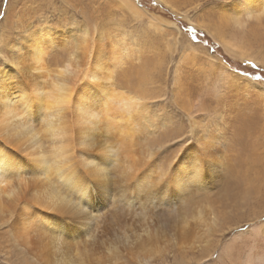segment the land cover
I'll use <instances>...</instances> for the list:
<instances>
[{"label": "bare ground", "instance_id": "6f19581e", "mask_svg": "<svg viewBox=\"0 0 264 264\" xmlns=\"http://www.w3.org/2000/svg\"><path fill=\"white\" fill-rule=\"evenodd\" d=\"M113 1L117 7L124 9L121 10L124 14L127 12L132 17L139 18L146 14L148 25L155 28L156 31L172 30L177 34L181 33L175 23L161 17H156L153 13L137 7L133 0ZM161 1L171 9L181 12V9H179V6L174 0ZM234 2L231 7L232 12H228V14L224 13L230 21V24H228L229 29L227 26H222L223 24L221 23V28L217 26V28L213 29V32L208 28V31L227 51L230 53L233 52L237 58L243 61L248 60L264 63V48L259 44L264 41L263 26L259 25L260 23L249 24L251 19L260 21L264 17V0H234ZM122 4L124 6H121ZM188 15L185 12V17ZM188 19L191 20L190 18ZM80 25L76 24V22H69V25H65L66 27L56 26L53 23L50 26H44L45 31L52 39L58 42L67 39L70 42V46L63 45L61 53L52 57L55 62L52 65L49 64L48 60L39 58H33L34 63L29 64L21 60L18 55L10 56L12 58L7 59L18 66L23 65L21 68L22 73L25 75L30 73L32 77L39 81L41 85L39 90L44 93L48 108L53 110L47 111L39 124H34L27 119L26 114L20 112L18 109L0 108V139L4 140L6 144H12L15 147L26 149L29 154H43L51 157L67 158L66 150L72 147L74 134L69 132L66 126L70 125L74 120H87L90 117L87 113L79 111L73 115L69 111L61 110L57 106H62L67 102L69 108H71L75 102L77 89L83 82L84 77L92 70L91 65L93 60L99 59L101 63H104L109 52L112 54L111 58L114 64L107 69V79L114 81L117 85H123V87L113 88L111 90L112 95L104 102V113L108 121V136L122 138H118L117 140H124L125 137L130 136L128 140L130 144L137 141L136 136L139 134L137 130L141 129L142 125L148 123V121H145L143 118L138 121L133 117L132 102H148L150 100L151 96H149V93L152 92V88L150 87L152 77L151 79H147L145 74L137 72V85L131 84V86H128L124 84L131 80L130 77L128 78L129 75L126 71H120L127 63L131 53L129 47L126 45L127 43H125L126 37L123 38L122 34L110 35L106 32H100L96 27H89L86 33L80 37V42L77 43L75 40H72L73 29ZM41 27V24H39L36 26V29ZM98 35L102 43H106L104 47L93 51V45ZM23 41L24 38L21 39V43ZM171 41L177 42L176 39H172ZM186 42V45L182 47L184 49L183 55L188 58L201 49L198 48L200 44L196 46L191 43L192 41ZM107 44H111V48ZM12 47L16 51H22L19 45H13ZM203 54L209 56L205 52V48H203ZM82 57L87 58V64H85ZM212 59L214 58L212 57ZM0 72L4 73L7 83H17L13 71L0 69ZM117 73L121 74L120 78L116 75ZM101 79L103 80L104 77H101ZM188 106L193 108L191 105ZM193 111L189 109L187 112V117L190 121L188 129L195 133L197 131L196 125L198 121L192 115ZM20 117H24V119L22 120ZM205 132L208 139L205 140L204 137H201V141L211 143L215 139L216 134H210L211 131L208 128ZM107 142L106 140L104 141V143ZM152 151L149 147L136 149V152L130 155V158L126 157L129 158L131 164L125 167V172L131 170V174L136 173L141 168L147 156L153 154ZM96 163L94 160L88 161L90 167H94ZM257 167L259 166L257 165ZM213 169L210 167L205 171V177H203L204 185L207 182L206 176H210L209 174ZM257 169L261 168L259 167ZM55 175L56 170L53 169L49 175L25 177L28 181L26 184H20L18 182L0 183V230L2 234L8 236L12 255L16 257L17 262L20 264H157L167 261L166 257L169 256V253L174 252H178L172 256L177 258L180 264H191L193 261L208 264V256L215 254L217 242L220 240L216 239L217 234L223 231L219 227L221 224L226 223L224 222L225 215L221 214L222 211L228 209L227 202L219 203L220 206L217 203V205H213L208 198H205L206 195H204L202 199L195 201L198 203L195 206L197 208L191 214L181 217L176 224H172L173 218H171V215V219H165L162 222L159 220V215L162 211L165 212L167 210L166 208H170L174 204V198L177 202H175V205L179 203H184L182 205H185L187 201L186 198L184 201L181 200L184 195H179V197H177L178 195L175 196V190L169 191L168 197L163 203L158 202V204L151 208L146 206L144 200H142L143 202L140 200L144 206L143 210H147H144L145 214L144 212L140 216L138 214L141 218L137 219L132 216L127 217V215H121L118 218L122 217L124 221L120 219L119 224L114 229H108V223L107 225L105 224V218L107 219V212H105L107 206L105 203L98 202L101 196L104 197L106 193L101 195L99 193L96 194L97 192L95 193L94 191L96 185L91 187L88 192L89 203L92 206L96 205L99 214H101L96 219L94 229L87 235H84V239H81L79 236V230L74 235L69 234L77 238L71 239L70 246L68 245L69 247H66V253L63 249L65 243L67 241L69 242L70 239H64L63 237L47 233L31 232L26 229L16 231L11 227H4L5 225H10L19 216L26 203L36 204L55 200L60 190V185L52 181V176ZM138 175L136 174L135 176ZM128 186H131V181ZM131 192L133 195L131 194L129 196L128 194L126 197L130 203H134L130 200L136 198L143 199L138 191L133 190ZM202 194L200 193V195ZM247 198L243 196V200L236 202L234 208L240 205L244 206L245 204L247 206V200H250ZM228 200L230 201L231 199ZM162 205L164 206L162 207ZM260 209H250L249 215L247 214L250 217L247 220L248 226L253 224L256 218L259 220L264 215V207ZM236 210L242 211L243 209ZM134 216L137 217L135 214ZM165 223L168 224L165 225ZM104 227H107V229ZM256 229L258 230V228ZM65 231L69 232V227H66ZM86 237H88V240H93L94 242L89 243ZM6 242L7 240H4L0 244V252H3L2 249L6 247ZM230 246L229 243H226L222 246V249L228 250L230 248L231 250ZM246 262L249 264L248 256Z\"/></svg>", "mask_w": 264, "mask_h": 264}, {"label": "snow or ice", "instance_id": "6c2138e0", "mask_svg": "<svg viewBox=\"0 0 264 264\" xmlns=\"http://www.w3.org/2000/svg\"><path fill=\"white\" fill-rule=\"evenodd\" d=\"M196 15L217 16L222 9L219 4L223 0H193ZM35 6H42L47 10V16L39 20L41 28L31 25L24 33V41L19 40V33L8 37L7 34L0 35V52H6L11 45H19L22 51L12 54L18 55L21 60L31 64L33 58L46 59L52 65L55 62L52 57L61 53L63 45L70 42L56 41L45 31L44 26H50L59 18L60 14L68 8H72L69 0H33ZM104 6V0H97L94 7ZM121 6H124L123 4ZM6 15V14H4ZM4 16H0L3 19ZM81 25L73 29L72 40L80 42V37L89 28L86 17L81 14ZM114 22L104 19L100 23V32H107ZM60 27H66L59 25ZM19 27V26H17ZM35 29V31H33ZM195 42L197 33L195 28H188ZM206 35V33H205ZM163 38L152 32L144 41V46L151 50L162 48ZM99 35L93 45V51L105 46ZM205 46L207 40L200 41ZM111 48V44H107ZM215 56L216 49H211ZM229 53H225L228 55ZM112 54L101 63L94 59L92 70L84 77L83 82L77 89L75 102L69 108L67 102L57 106L61 110H67L75 115L76 112L87 113V120H74L67 125V130L74 134V143L68 148L67 158L51 157L43 154H29L26 149L6 144L0 139V183L26 184L25 177H39L49 175L56 170L53 180L60 185V190L54 201L36 204L26 203L19 216L4 227H11L16 231L28 230L36 233H47L64 239H75L65 231L66 227L79 230V236L83 237L92 231L97 219L95 209L88 199L89 189L95 185L105 187L113 199L123 198L133 190L141 194L146 206H155L158 202L163 203L167 199L170 190H175L189 197L198 196L204 190L203 177L208 168H214L221 173V183L227 184L229 174L233 167H238V162L229 163L226 157L230 141L221 132H217L211 143H204L201 137L208 139L206 132L200 122H197L195 133L188 129L189 118L177 105L172 103L168 97L162 96L159 101H133L132 115L136 120L143 118L148 123L143 124L137 131L138 142H143L147 137H154L159 142L160 148L155 157L151 154L143 161V171L133 177L131 170L120 174L117 182L112 175V156L114 149L104 141L108 136V121L104 113V102L112 95L113 88L123 87L114 81L107 79V69L113 66ZM85 64L86 57H82ZM245 63H251L246 60ZM23 65L13 64L10 60L0 55V69H8L15 73L16 84L6 82L3 72H0V108H15L26 114L27 119L39 124L48 108L47 100L42 91L40 83L29 73L25 75L21 68ZM253 69H260V64H252ZM191 73L201 81L211 80L218 76L214 99L223 106V112L218 113L221 119L227 114L229 107L244 106L249 111L264 108V75L251 76L249 72H241L232 69L222 57L212 59L202 52H195L184 63V74L182 80L187 79ZM235 74V75H233ZM101 77H104L102 80ZM227 77V78H225ZM163 106L167 115L160 112ZM24 119V117H20ZM211 116H201V121L207 124ZM226 130V129H225ZM95 142V147H87ZM99 149V150H97ZM96 161L94 167H90L88 161ZM129 181L131 186L129 187ZM30 213V214H29ZM249 228L261 229L248 232L253 241L260 243L261 247L256 256L252 258L249 254V264H264V216L248 226ZM228 253L224 249L210 257L215 261Z\"/></svg>", "mask_w": 264, "mask_h": 264}, {"label": "rangeland", "instance_id": "374dc122", "mask_svg": "<svg viewBox=\"0 0 264 264\" xmlns=\"http://www.w3.org/2000/svg\"><path fill=\"white\" fill-rule=\"evenodd\" d=\"M133 1L137 7L153 13L156 17L172 21L178 26L181 33H178V35L172 30L156 31L155 28L148 25L146 14L140 18L132 17L127 12L124 14V12L121 11L124 9L117 7L113 0H104V6L102 7H94L97 0H69L72 8L65 9L60 14L59 18L54 20L52 23L56 26L69 25V22L81 24L80 17L81 14H83L87 19L89 27H96L97 30L100 31V23L104 19H111L114 24L106 33H109L110 35L122 34L123 38L126 37L125 43H127L126 45L131 51L127 63L120 70L126 71L129 75L128 78L130 77L131 79L129 82H125L124 84H127L128 86L136 84V77L138 76L137 72L145 74L147 79H151L152 77V83L150 86L152 88V92L149 93V96L151 97L148 101H159L162 96L168 97V99L182 109L186 115L189 109H192V111L194 110L192 115L198 122L201 123L204 130L208 128L209 131H211L210 134L212 135L219 131L230 141L226 153L227 160L230 164L238 162L239 166L231 169L227 184L221 183V173L213 169L209 174L210 176H206L207 182L204 185L205 188L202 191L203 194L201 192L202 195L189 197L186 199L187 203L185 202V205H182L184 204L182 202V204L179 203L180 205H175L176 199L174 198V204L170 208H166L167 210L165 212L162 211L160 213L159 220L164 222L165 219L173 218L172 224H176L181 217L191 214V212L197 208H195V206L198 203L195 201L202 199V196L204 195H206L205 198H208L213 205L217 203L218 206H220L219 203L221 204V202H227L226 204L228 209L226 211H222L221 214L225 215L224 222L226 223L221 224L219 227L222 228L223 231L222 233L217 234L216 239L220 240L217 242V248L215 249V254L213 256H215L219 250L221 251L222 246L226 243H229V246L231 245V250L230 248L225 250L226 253L229 254L222 256L215 261L211 260L210 257L213 256L209 255L207 263L247 264V256L249 257V254H251L253 259L256 258L261 247L259 242L253 241L248 235V232L255 229L248 227L247 220L250 219V217H248L250 209L259 210L261 207H264V108H257L254 111H249L244 106L229 107L227 109V114L221 119L216 114L223 112V106L219 101L214 99L219 77L213 76L211 80L201 81L189 73L187 75V79L182 80L181 76L184 74V63L189 59L187 56L183 55L184 49L182 46L186 45V41H192L191 43L196 46L200 44L198 46V48H201L199 49V52L203 53V48H205V52L209 54V56L214 59L222 57L229 65H231L232 69H239L241 72L247 71L249 72L250 77L264 75V63L257 61L245 63V61L234 56L233 52L230 53L227 51L225 47L216 38L211 36V33L208 31V28H210L212 32L214 28H217V26L218 28H221V23L223 24L222 26H227L229 29L228 24H230V21L226 18L224 13L228 14V12H232L231 7L234 0H223V2L219 4L222 11L217 16L196 15V8L193 0H174L179 6V9H181V12L166 6V4H164L161 0ZM196 2H198V0H196ZM225 3L229 6L227 7ZM185 12L189 14L187 17H185ZM0 16H4L3 19H0V35L7 34L8 37H11L16 33H19L20 35L18 38L20 41L24 38L25 30L31 25L34 24L38 26L40 24L39 20L42 18L51 19V17L47 16V10L42 6H35L33 0H0ZM255 23H260L259 25L263 26L262 31L264 36V17L260 21L251 19L249 24L252 25ZM188 28L196 29L197 39L195 42L191 38L192 33L187 31ZM152 32L158 33L163 38L162 48L157 47L149 50L144 46L145 39L150 36ZM172 39H176L177 42L171 41ZM204 40H207L206 46L203 43H200V41ZM259 44L264 48V41ZM12 46L13 45H11L6 52H0V55H3L5 59L12 58L10 56H14L12 53L16 51V49ZM213 48L216 49L215 56H212L211 49ZM226 52L229 54L225 55ZM257 63L261 65V68L253 69L252 64ZM116 75H118L119 78L121 77V74L117 73ZM188 105L193 106V108ZM159 111L164 113L165 116L167 115V110L163 106H161ZM205 114L211 116V119L207 124H204L201 121V116ZM118 135L120 136V134ZM118 138H112L109 136L108 140L106 139V142L108 141V144H106L116 151H114L112 156L113 164L111 171L117 182L120 181V174L125 172V167L131 164L129 158L130 155H133V153L136 152V149L138 150L149 147V149L153 150L152 156L155 157L160 148L159 142H155L154 137H147L143 142L134 141L131 144L128 141L130 136L125 137V141L117 140ZM95 146V142L89 145V147ZM257 165L261 169H257L259 168ZM142 171L143 169L141 167L136 173H132L131 175L135 177L136 174H140ZM53 177L54 176H52V181L59 185L53 180ZM94 191L95 193L97 192L96 194L99 193V195L108 193V195L105 194L104 197L101 196V199L98 201L103 204L105 203L107 208L110 210L109 211L106 208L105 211L107 212L105 224L107 225L108 223V229H114L115 226L119 224L120 219L124 221L122 217L118 218L121 215H127V217L132 216L133 218L135 217L138 219L141 218L139 216L143 214L142 212H144V210L147 211L146 209L143 210V199L136 198L134 200H130L134 203H130L128 201L126 197L128 194L129 196L131 194L133 195L132 192H128L123 198L118 197L113 199L109 191L103 186L96 185V187H94ZM179 195L183 194L175 191V196L179 197ZM243 196L244 198L248 197L247 199H250L249 201L246 199L248 202L247 206H245V204L244 206L240 205L237 208H234L236 202H241L243 200ZM227 198L231 200L229 201ZM184 199L185 197L183 196V199L181 200L184 201ZM140 206H142L141 208L143 211ZM163 206L164 205H162V207ZM180 206L184 207L180 208ZM94 208L97 209L98 207L95 205ZM236 209L243 210L239 211ZM100 214L97 210V217H99ZM134 214L137 215V217L134 216ZM170 215L172 216L171 218ZM255 221H258V219L256 218L254 222ZM167 224L168 223H165V225ZM107 227L104 228L107 229ZM74 229L75 228L69 226L68 233L72 235H74L75 232L77 233L78 230L75 229L74 231ZM255 231L260 232L261 230L258 228V230L256 229ZM8 239V236L6 234H2L0 230V244L2 241L7 240L6 247H4L5 250L2 249L3 252H0V264H20L17 262L16 257L12 255V249L10 248ZM81 239H84V237H81ZM86 239L88 240V237H86ZM88 241L89 243L94 242L93 240ZM70 242H72L71 239L69 242L67 241L65 243L63 249L65 253L66 247L70 246ZM176 253L178 252L169 253V256L166 257L167 261L159 262L157 264H180V261L172 256ZM28 258L30 257L28 256ZM191 264L202 263L193 261Z\"/></svg>", "mask_w": 264, "mask_h": 264}]
</instances>
